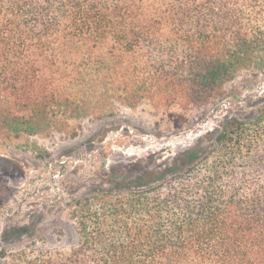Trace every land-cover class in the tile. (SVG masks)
I'll return each mask as SVG.
<instances>
[{
	"label": "trees",
	"instance_id": "1",
	"mask_svg": "<svg viewBox=\"0 0 264 264\" xmlns=\"http://www.w3.org/2000/svg\"><path fill=\"white\" fill-rule=\"evenodd\" d=\"M259 81L264 0H0V146L144 104L182 131ZM260 100L71 204L72 247L4 264H264Z\"/></svg>",
	"mask_w": 264,
	"mask_h": 264
},
{
	"label": "rangeland",
	"instance_id": "2",
	"mask_svg": "<svg viewBox=\"0 0 264 264\" xmlns=\"http://www.w3.org/2000/svg\"><path fill=\"white\" fill-rule=\"evenodd\" d=\"M261 96L264 81L182 131L176 130L169 109L144 104L113 112L105 108L99 112L103 116L71 121L62 137L21 138L0 146V264L23 250L72 247L77 236L68 219L71 204L109 190L121 178L119 170L139 159L151 157L158 164L170 159L177 153L176 142L198 126L213 129L230 103L251 117ZM108 175L114 177L111 183L105 182Z\"/></svg>",
	"mask_w": 264,
	"mask_h": 264
},
{
	"label": "water",
	"instance_id": "3",
	"mask_svg": "<svg viewBox=\"0 0 264 264\" xmlns=\"http://www.w3.org/2000/svg\"><path fill=\"white\" fill-rule=\"evenodd\" d=\"M208 131L206 126H198L189 136L183 137L180 141L176 142V152L186 149L193 144L197 139Z\"/></svg>",
	"mask_w": 264,
	"mask_h": 264
}]
</instances>
